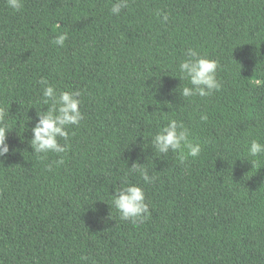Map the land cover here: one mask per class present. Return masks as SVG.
<instances>
[{"label": "trees", "instance_id": "1", "mask_svg": "<svg viewBox=\"0 0 264 264\" xmlns=\"http://www.w3.org/2000/svg\"><path fill=\"white\" fill-rule=\"evenodd\" d=\"M114 3L23 0L15 11L0 0L11 149L0 159V264H264V154L248 152L264 143V0H128L118 16ZM64 33L63 48L51 43ZM189 48L219 63L208 97L179 92ZM45 78L82 93L84 119L66 153L38 156L29 142L49 107ZM172 119L201 145L184 164L151 143ZM128 184L145 192L143 223L113 205Z\"/></svg>", "mask_w": 264, "mask_h": 264}, {"label": "clouds", "instance_id": "2", "mask_svg": "<svg viewBox=\"0 0 264 264\" xmlns=\"http://www.w3.org/2000/svg\"><path fill=\"white\" fill-rule=\"evenodd\" d=\"M7 5L15 11H20L23 8V0H7ZM127 7L128 0H116V3L111 7V14L118 16ZM156 15L158 18L163 16V22H167V14L157 11ZM67 39L68 34L64 33L57 36L51 43L63 48ZM184 55L186 59L179 65V71L182 74L180 80L187 79L190 86H182L179 89L183 98L208 97L221 89V83L217 79L218 61L201 56L199 51L194 48L187 49ZM39 83L43 89V103L49 107L47 111H37V122L31 129L33 138L29 142L30 146L38 156L50 152L66 153L69 147L67 144L68 129L72 126H79L84 119L79 99L82 93L80 91L58 92L46 78L41 79ZM8 115L9 113L0 107V159L5 158L11 151L7 142L10 130L5 123ZM200 119L207 122L208 116L201 114ZM190 135V130L182 122L172 119L167 126L153 136L151 143L156 152L167 154L171 151L177 155L179 162L184 164L188 157H198L202 150L199 143H193L189 139ZM58 138H62L65 144L61 145ZM185 150L187 151L185 152ZM248 152L252 157L264 154V143L252 140ZM55 163L63 164L64 160L60 159ZM129 169L132 172H138L146 184L154 183L156 179L154 175L149 176L145 165L135 163ZM49 171H51V167H49ZM113 205L119 212L121 220L130 221L133 224L143 223L151 216L145 192L137 185L128 184L117 190L113 196ZM81 259L86 260L87 257H81Z\"/></svg>", "mask_w": 264, "mask_h": 264}]
</instances>
